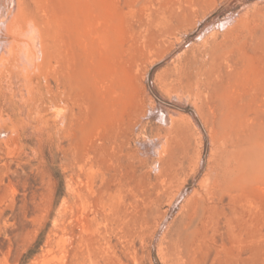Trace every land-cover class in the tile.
I'll use <instances>...</instances> for the list:
<instances>
[{"label":"rangeland","instance_id":"1","mask_svg":"<svg viewBox=\"0 0 264 264\" xmlns=\"http://www.w3.org/2000/svg\"><path fill=\"white\" fill-rule=\"evenodd\" d=\"M24 1L0 264H264V0Z\"/></svg>","mask_w":264,"mask_h":264},{"label":"bare ground","instance_id":"2","mask_svg":"<svg viewBox=\"0 0 264 264\" xmlns=\"http://www.w3.org/2000/svg\"><path fill=\"white\" fill-rule=\"evenodd\" d=\"M38 1L42 3L38 2V8H48V0ZM26 4L24 0H0V80L5 58L19 57L24 65L32 51L40 49L39 34L25 10Z\"/></svg>","mask_w":264,"mask_h":264}]
</instances>
